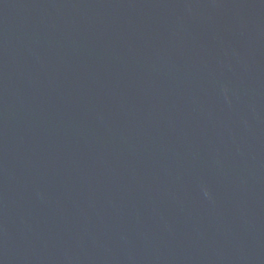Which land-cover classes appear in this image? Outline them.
<instances>
[{
	"label": "water",
	"instance_id": "1",
	"mask_svg": "<svg viewBox=\"0 0 264 264\" xmlns=\"http://www.w3.org/2000/svg\"><path fill=\"white\" fill-rule=\"evenodd\" d=\"M0 264H264V0H0Z\"/></svg>",
	"mask_w": 264,
	"mask_h": 264
}]
</instances>
